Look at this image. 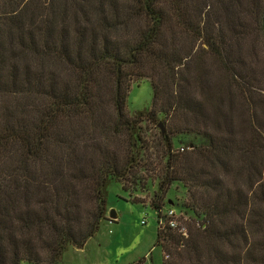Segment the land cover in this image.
Segmentation results:
<instances>
[{"label": "trees", "instance_id": "1", "mask_svg": "<svg viewBox=\"0 0 264 264\" xmlns=\"http://www.w3.org/2000/svg\"><path fill=\"white\" fill-rule=\"evenodd\" d=\"M259 38L264 53V0H0V264H60L106 221L109 185L128 192L160 160L162 264H264V90L248 69ZM201 54L225 77L214 96L200 68L184 77ZM134 78L150 80L152 105L129 117ZM226 102L242 106L238 129ZM181 114L197 127L168 125L150 153L141 125ZM175 134L194 141L175 152ZM174 183L185 235L160 224Z\"/></svg>", "mask_w": 264, "mask_h": 264}, {"label": "rangeland", "instance_id": "2", "mask_svg": "<svg viewBox=\"0 0 264 264\" xmlns=\"http://www.w3.org/2000/svg\"><path fill=\"white\" fill-rule=\"evenodd\" d=\"M168 39L174 37L175 34H168ZM187 36L184 32L178 31L177 39L179 48L188 44ZM256 54L253 60L248 63L249 72H253V78L258 86L264 90V53L262 39L255 43ZM249 48V47H248ZM247 47L241 51L244 58L250 52ZM191 67H195V71L189 70L184 77L197 76L199 68L203 70L204 78L211 91V95L215 94L220 85L225 82V77L221 73L215 59L211 55H203L191 62ZM261 96L264 101V92ZM152 88L149 79L134 78L132 80L126 101V111L129 117H134L138 112L151 109L152 105ZM239 102V100H238ZM240 103V102H239ZM241 104V103H240ZM223 110L228 114L231 125L236 129L243 125L245 114L242 106L238 103L234 104L232 110H229V104L226 102ZM183 113V112H182ZM179 129L180 132H186L190 128H196L198 123L181 114L175 119L158 116L157 122L143 123L141 125V133L149 144L153 146L150 153L154 154L159 148L158 139L160 132H164L168 127ZM240 131V132H239ZM241 133V129L238 130ZM245 136V133H242ZM241 140V137H240ZM194 141L193 136L186 134L174 135V151H181L180 148ZM160 165H147L145 171L141 169L135 175L130 177L125 184L126 192L123 184L112 182L107 189V217L99 225L97 233L90 238L82 249L69 247L62 257L60 264H133L139 259H144V264H162L163 257L161 248L155 246L156 242V212L151 207V203L158 202L154 199L159 182L163 177ZM188 199L186 189L181 183H174L169 188L167 194L162 200L163 212L167 209L174 210L179 216L184 214L181 206ZM114 211L116 218L109 220V212ZM181 212V213H180ZM187 219V215H183V220ZM109 220V221H108ZM144 222V223H142ZM23 264H28L24 262Z\"/></svg>", "mask_w": 264, "mask_h": 264}, {"label": "built area", "instance_id": "3", "mask_svg": "<svg viewBox=\"0 0 264 264\" xmlns=\"http://www.w3.org/2000/svg\"><path fill=\"white\" fill-rule=\"evenodd\" d=\"M161 217L163 218L160 223L161 225H163V222L166 220L171 229H179L182 235H185L184 228L179 227L178 215L174 212V210L167 209L166 212L162 211Z\"/></svg>", "mask_w": 264, "mask_h": 264}, {"label": "water", "instance_id": "4", "mask_svg": "<svg viewBox=\"0 0 264 264\" xmlns=\"http://www.w3.org/2000/svg\"><path fill=\"white\" fill-rule=\"evenodd\" d=\"M108 217H109L110 221L114 220L116 218V215H115L114 211H110Z\"/></svg>", "mask_w": 264, "mask_h": 264}]
</instances>
